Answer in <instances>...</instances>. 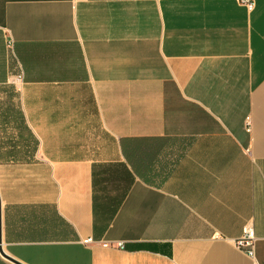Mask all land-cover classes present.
I'll list each match as a JSON object with an SVG mask.
<instances>
[{
    "label": "crops",
    "instance_id": "1",
    "mask_svg": "<svg viewBox=\"0 0 264 264\" xmlns=\"http://www.w3.org/2000/svg\"><path fill=\"white\" fill-rule=\"evenodd\" d=\"M251 2L0 0V264H264Z\"/></svg>",
    "mask_w": 264,
    "mask_h": 264
},
{
    "label": "built area",
    "instance_id": "2",
    "mask_svg": "<svg viewBox=\"0 0 264 264\" xmlns=\"http://www.w3.org/2000/svg\"><path fill=\"white\" fill-rule=\"evenodd\" d=\"M243 2H246L249 8L253 7V2L251 0H243ZM89 242L93 241V238H88ZM257 241V236L255 233V228L252 222H248L244 227H243V233L235 241V244L238 248L244 250L246 253L249 255H254L255 253V245ZM103 246L109 247V246H115V247H123V242H103Z\"/></svg>",
    "mask_w": 264,
    "mask_h": 264
},
{
    "label": "water",
    "instance_id": "3",
    "mask_svg": "<svg viewBox=\"0 0 264 264\" xmlns=\"http://www.w3.org/2000/svg\"><path fill=\"white\" fill-rule=\"evenodd\" d=\"M0 205H1V199H0ZM0 232H1V212H0ZM1 242H2V241H1V235H0V243H1ZM1 251L3 252V254H4L6 257H8L9 259H11V260L17 262V261L14 260L13 258H10L9 256H7V255L4 253V251L2 250V248H1ZM17 263H19V262H17ZM19 264H21V263H19Z\"/></svg>",
    "mask_w": 264,
    "mask_h": 264
}]
</instances>
